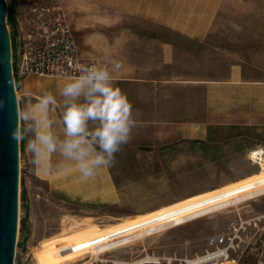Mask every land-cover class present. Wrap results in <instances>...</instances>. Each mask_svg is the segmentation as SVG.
<instances>
[{
	"label": "rangeland",
	"instance_id": "374dc122",
	"mask_svg": "<svg viewBox=\"0 0 264 264\" xmlns=\"http://www.w3.org/2000/svg\"><path fill=\"white\" fill-rule=\"evenodd\" d=\"M7 4L12 12V0ZM151 27L174 42L181 75L222 78L235 61L242 63L244 76L264 80V0H224L199 41ZM230 85L210 84L208 98L205 89L191 95L195 108H206L193 117L207 127L204 138L147 140L136 155L130 150L115 156L113 170L139 180L129 181L123 204L82 203L53 192L35 178L31 159L20 150L14 264H186L185 259L226 247V256L204 264H264V192L99 251L97 259L88 252L90 242L106 241L93 236L102 230H112L114 239L264 187V164L248 158L252 149L264 148V81ZM166 209L174 212L152 219Z\"/></svg>",
	"mask_w": 264,
	"mask_h": 264
},
{
	"label": "crops",
	"instance_id": "0c3cea01",
	"mask_svg": "<svg viewBox=\"0 0 264 264\" xmlns=\"http://www.w3.org/2000/svg\"><path fill=\"white\" fill-rule=\"evenodd\" d=\"M64 12L72 33H76V43L80 54L95 64L107 65L112 72L114 85L126 94L132 105L134 127L129 141L115 154L138 153L147 140H167L178 138H204L207 134L202 120H195L205 113L202 105L196 108L191 103L195 89L205 97L211 94L210 84H239L258 82L257 77L244 76L243 65L231 62L225 76L218 79H193L179 74L175 68L177 49L171 40H163L159 30L164 27L169 32L189 40H201L207 32L224 0H56ZM27 0H12V13L16 26L25 28ZM149 25V29L146 25ZM73 33V36H74ZM121 64L120 69L112 67V62ZM67 77H48L28 74L17 83L18 97L31 93L33 101L43 91L57 95L58 89ZM230 88V89H231ZM60 105L57 104L51 116L55 129L62 132L59 122ZM219 114V113H218ZM225 114V112H223ZM258 149V148H255ZM262 149V148H261ZM254 150V149H252ZM23 153L31 159L35 178L46 181L49 188L66 198L82 203L99 205L123 204L130 195L131 182L138 178H124L113 170L112 165L101 167L87 180L73 168L70 172L38 170L32 162V155L23 142ZM140 153V152H139ZM29 159V160H30ZM58 154L50 157L55 166L60 162ZM174 211H156L157 218H166ZM154 218V219H155ZM129 225H122L128 227ZM112 230H102L93 235L95 240L110 239Z\"/></svg>",
	"mask_w": 264,
	"mask_h": 264
},
{
	"label": "clouds",
	"instance_id": "9594fccd",
	"mask_svg": "<svg viewBox=\"0 0 264 264\" xmlns=\"http://www.w3.org/2000/svg\"><path fill=\"white\" fill-rule=\"evenodd\" d=\"M120 69L121 64L112 62ZM57 95L45 90L32 99L29 92L17 97V124L10 137L17 143L27 141L32 162L38 170L70 172L75 168L81 178L93 177L101 167H109L115 154L130 139L134 127L132 105L126 94L114 85L107 65L77 64ZM60 105L62 132L55 129L51 113ZM58 154L53 166L50 157Z\"/></svg>",
	"mask_w": 264,
	"mask_h": 264
},
{
	"label": "built area",
	"instance_id": "2783aa9c",
	"mask_svg": "<svg viewBox=\"0 0 264 264\" xmlns=\"http://www.w3.org/2000/svg\"><path fill=\"white\" fill-rule=\"evenodd\" d=\"M26 25L16 26V50L12 52V71L15 85L28 74L48 77H68L75 73L77 64H95L83 57L74 39L64 12L55 0L43 5L27 0ZM258 149L251 150L248 158L260 164ZM264 154V148H262ZM206 252L205 254H207ZM198 256L185 259L186 264H204ZM211 260V259H210ZM209 261V260H207ZM111 264H115L112 261Z\"/></svg>",
	"mask_w": 264,
	"mask_h": 264
},
{
	"label": "water",
	"instance_id": "95a60500",
	"mask_svg": "<svg viewBox=\"0 0 264 264\" xmlns=\"http://www.w3.org/2000/svg\"><path fill=\"white\" fill-rule=\"evenodd\" d=\"M7 14V0H0V264H14L20 181V143L10 137L17 124V87Z\"/></svg>",
	"mask_w": 264,
	"mask_h": 264
},
{
	"label": "bare ground",
	"instance_id": "6f19581e",
	"mask_svg": "<svg viewBox=\"0 0 264 264\" xmlns=\"http://www.w3.org/2000/svg\"><path fill=\"white\" fill-rule=\"evenodd\" d=\"M257 153H261L259 160H260V163L264 164V154H262V149L260 148ZM262 192H264V187H261L259 189H254V190L249 191L247 193L231 197V198L223 200L221 202L190 211L187 214L181 215L179 217H176V218L171 219L169 221L159 223V224L151 226V227H147L143 230H139V231L132 232V233H129L126 235H122V236H119V237L114 238V239L106 240L104 242L92 241L88 245V252H91L93 254V258L97 259L99 251L105 250L107 248L116 246V245L121 244V243H124V242L131 240L133 238H142L143 235L150 233L152 231H156V230H159L162 228H167L170 225L177 224V223H180L182 221H186V220L195 218L197 216L206 214L212 210L224 207L226 205L236 204L237 202H239L245 198H249L255 194L262 193ZM227 249H228V247L220 248V249H217L215 251L208 252L207 254L198 256V258L196 260L201 261V262H205L207 260L217 258L219 256H226L227 255ZM137 262L138 261H135L134 263H137ZM114 263L115 264H126L124 262H118V261H114Z\"/></svg>",
	"mask_w": 264,
	"mask_h": 264
},
{
	"label": "trees",
	"instance_id": "16d2710c",
	"mask_svg": "<svg viewBox=\"0 0 264 264\" xmlns=\"http://www.w3.org/2000/svg\"><path fill=\"white\" fill-rule=\"evenodd\" d=\"M11 13L12 12H10V9H9L8 14H7V23L8 24L10 23V25H11L10 35H11V40H12V44L14 47L17 23H16L13 15ZM20 150H21V152L23 151V142L20 143ZM22 198H23V194H22Z\"/></svg>",
	"mask_w": 264,
	"mask_h": 264
}]
</instances>
